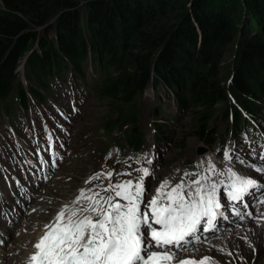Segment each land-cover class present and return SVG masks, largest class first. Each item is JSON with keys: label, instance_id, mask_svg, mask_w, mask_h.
Instances as JSON below:
<instances>
[{"label": "trees", "instance_id": "16d2710c", "mask_svg": "<svg viewBox=\"0 0 264 264\" xmlns=\"http://www.w3.org/2000/svg\"><path fill=\"white\" fill-rule=\"evenodd\" d=\"M1 2L0 113L10 115L14 102L26 109L28 95L43 102L52 80L83 76L91 59L105 75L95 95L110 102L101 127L104 137L117 135L115 144L141 148L137 99L151 84L173 90L179 106L193 110V134L209 149L226 132L249 129V120L264 121V0ZM24 58L27 89L17 70ZM216 119L226 123L224 133Z\"/></svg>", "mask_w": 264, "mask_h": 264}, {"label": "rangeland", "instance_id": "374dc122", "mask_svg": "<svg viewBox=\"0 0 264 264\" xmlns=\"http://www.w3.org/2000/svg\"><path fill=\"white\" fill-rule=\"evenodd\" d=\"M86 2L87 0H81L80 5H84ZM1 4L2 2L0 0V6ZM55 18H57V16H54L52 19L54 20ZM166 21L165 23L171 24L174 20L166 18ZM242 22H246L245 17L240 21L239 28L241 31L242 28H244ZM162 25L165 26V24ZM40 30L41 28L38 29V32H40ZM257 33L260 34L259 32ZM254 34V32H251L250 35L242 33L241 38H249V36L251 37ZM229 50L230 56H227V62L225 63L227 68H229V66L231 68V60L233 59L234 61L236 55L235 43ZM21 71L22 67H19V72ZM83 74L85 76L83 81L82 76H74L69 72L65 73V79L63 81L60 79H57V81L52 80L50 82V91L45 94L47 101L43 106L35 105L33 108L25 111L20 108L19 104L15 103L13 109L15 116V137L19 139V145L31 147L33 144L31 137L34 136V129H37L36 132L38 136L42 135L43 139L48 138L49 133H53L57 137L54 143L50 145H41L40 150H45V152L42 153L44 158L48 148H53L58 141L61 133L59 128H61L64 119L63 113L71 112V104L73 102L76 107L81 109V114L76 118L72 127V141L70 147H72L74 140H78L79 145L84 139L83 142H88L89 146H82V154L80 157H72L61 169H59L57 164H53L46 175L44 174L40 177L39 174H37L40 178L47 180L52 176L53 172L59 169L56 175L54 174L55 177L53 181L55 180L57 183H55L53 187H60L62 192L56 193L54 191L57 195V199L49 201L50 204H54L53 208L66 205L70 196L72 197L73 194L78 192L80 187L84 184L87 176L91 178L96 172L106 173L108 171H113L114 174L111 181L102 178L105 185L117 179L120 180L124 178L125 175H117L116 173L126 172L124 171L126 158L134 154V152L128 148L130 146L125 140L122 142L117 141V144H111V142L117 138V135L113 136V139L104 137L101 126L109 111L110 102L106 98H97L95 95V87L101 82L105 75L96 69L91 59L85 64ZM19 76L27 89L28 84L24 80L23 72L20 73ZM51 92L53 96L48 99V95ZM48 100L50 103L47 104ZM137 102L139 108V128L144 137L141 153L143 155L147 153L148 156L155 159V165L153 167L156 171L157 180H151L149 182L151 185L153 184V186H156L159 181L165 178L173 177V179H180L188 162H190V164L192 162L200 163L204 159L212 158L219 160L222 148L231 144L227 134L221 143L219 141L215 143L213 147L214 150H210L207 146L202 144L193 134V110L191 108H181L177 103L176 96L161 85L151 84L146 89L143 96L137 99ZM45 115L47 121H40L41 117ZM215 121L218 133H223L226 129V123H224L222 119H216ZM261 122L264 125V121ZM155 123H158V129L154 126ZM28 125L32 127L31 131H26ZM227 127L229 129L231 124L228 123ZM47 129L49 130L47 131ZM155 129H157V133H155ZM180 140H184V149L179 147ZM237 145L239 148H245L243 143ZM108 147L112 149L107 154H102L107 151L106 148ZM19 150L18 144L13 142L4 115L0 113V162L4 167L2 171L0 170V238L3 236L4 240V243L0 244V248H5L6 245L15 242L22 235L28 233V236H31L28 237L30 240L27 237L25 238L24 250H22L19 255L25 256L29 253V256L31 252L28 251L32 247L31 244L33 240L36 239L37 236L43 234V226L49 221H53L55 213L51 212L53 211L51 208V210H45L44 214H49L45 216V218H41L40 221H42V223L38 224L39 230L36 228V230L22 232V227L24 226L22 221L27 218L25 216L29 214L30 210L32 211L34 209L31 207L34 206L35 202L42 201L39 194H44V196H46L47 194L45 193H47V189L50 190L51 188L52 190V185H50V183L45 184L43 187H34L30 185L29 188L27 184L23 183L22 179L24 178L21 179V177L18 176L19 171H16L17 166L13 165L12 162V159L19 153ZM109 153H111V156H109ZM229 163L241 169L238 173H252L250 169L235 162L234 159L229 161ZM179 166L180 172L177 170ZM45 167L49 169V164H45ZM173 169H176L174 175L172 173ZM90 172L91 174L88 175ZM168 173L171 177H168ZM4 175H6V178ZM34 175L35 174L32 176L28 175L26 179H32ZM252 177L264 184V175L252 173ZM13 180L14 182L16 180L19 181L22 188L31 195V197L25 199V202L22 196L25 192H17ZM100 180L101 179H92L91 184L100 186ZM11 186V190L7 191ZM262 191L261 189L259 190V192ZM35 195L37 196L34 197ZM254 196L253 200L256 201ZM258 196H260V194H258ZM37 210L38 209H36V211ZM12 216L18 219L13 224L11 221L13 218ZM34 216L35 214L33 217ZM241 226L243 227L241 228ZM189 249L188 252H178L177 260L187 257L199 259L204 256H210L213 258V264H264V229L258 222L245 221L239 228L229 229L221 232L219 235H213L204 245L190 247ZM227 252H231L232 255H227ZM21 259L14 261L15 263L13 262L12 264L20 263Z\"/></svg>", "mask_w": 264, "mask_h": 264}, {"label": "snow or ice", "instance_id": "6c2138e0", "mask_svg": "<svg viewBox=\"0 0 264 264\" xmlns=\"http://www.w3.org/2000/svg\"><path fill=\"white\" fill-rule=\"evenodd\" d=\"M252 154L255 155V149ZM144 155L146 164L151 165L152 159L147 158V153ZM223 156L226 161L233 159L227 148ZM236 159L240 164L246 163L239 156ZM259 160L264 161V151L259 153ZM251 166L255 172L264 173V166ZM135 171L138 175L134 179L98 185L89 189L88 194L81 189L44 226L27 264H213L210 256L177 260V253L188 252L189 245L201 243V232L218 231L217 220L227 219L222 210L224 196L232 202L234 214L243 219L235 203L244 202L254 190L264 189V184L233 167L217 171L214 164H209L204 169L206 174L186 171L175 183L173 178H165L147 200L145 181L154 172L147 166ZM113 174L98 172L86 183L101 178L111 181ZM244 207L248 204L244 203ZM3 243L0 238V244Z\"/></svg>", "mask_w": 264, "mask_h": 264}, {"label": "bare ground", "instance_id": "6f19581e", "mask_svg": "<svg viewBox=\"0 0 264 264\" xmlns=\"http://www.w3.org/2000/svg\"><path fill=\"white\" fill-rule=\"evenodd\" d=\"M53 160L55 161V162H57V159H56V157L54 156L53 157ZM176 172V169H173L172 170V173H173V175H174V173ZM168 177H171V175L168 173ZM173 178V177H172ZM58 180V179H57ZM90 180V177L86 180V181H89ZM174 180V179H173ZM60 181V180H59ZM100 186H103V180L101 179L100 181ZM47 183H50V185H52V190H51V188H50V190L49 189H47V193H45V194H47L46 196H44V194L42 195V194H39V196L42 198V201L41 202H35V204H34V206H32L31 208L33 209H38L37 211H36V209H35V212H32L31 210L29 211V214L27 215V216H25V217H27V218H25L22 222H23V227H22V232H29L30 230H36V228L39 230V225L38 224H41L42 223V221H40L41 220V218L43 217V218H45V216H47L49 213H47V214H44V211L45 210H47V209H49V210H51V209H53V211H51V212H53V213H57L61 208H62V205L61 206H58L57 208H53V206H54V204H50L49 203V201H53L54 199H57V195L54 193V191L56 192V193H60V192H62V189L60 188V187H58V186H55V187H53V185L55 184V183H57V181H53V179L51 180V182H47ZM61 185V184H60ZM92 184H91V181L89 182V183H84L83 184V187L84 188H81V189H84L85 190V193L86 194H88V188H86V187H89V186H91ZM80 189V190H81ZM46 190V189H45ZM79 190V191H80ZM261 190H263V189H261ZM79 191L76 193V194H73V196L71 197L70 196V198L68 199V204H70L72 201H73V199L78 195V193H79ZM63 195H65V194H63ZM255 196V199L257 200L258 198H260V196H257L256 197V194H254ZM69 196V195H68ZM29 197H31V195L29 194ZM51 208V209H50ZM41 209H43V210H41ZM38 212H42V213H38ZM35 214V216L33 217V215ZM13 217V216H12ZM18 219H16V217L14 216L12 219H11V221H12V224L13 223H15L16 221H17ZM51 220V219H50ZM44 221V220H43ZM48 224V223H47ZM38 226V227H37ZM243 226H241V228H242ZM21 229V228H20ZM43 229H44V226H43ZM43 235V234H42ZM2 237V239H3V236H1ZM28 238V237H31V236H28V233L27 234H24V235H22L20 238H18L15 242H13V243H11V244H9V245H6L5 246V248L4 247H1L0 248V264H12L14 261H16V260H20L22 257V259H21V262L20 263H18V264H24L26 261H27V255L28 254H26L25 256H23V255H19V253L22 251V250H24L23 248H24V244H25V238ZM29 240H30V238H28ZM27 239V240H28ZM251 244V243H250ZM29 251H30V249H29ZM28 251V252H29ZM27 252V253H28ZM10 256H12V257H10ZM15 263V262H14ZM17 263V262H16Z\"/></svg>", "mask_w": 264, "mask_h": 264}]
</instances>
